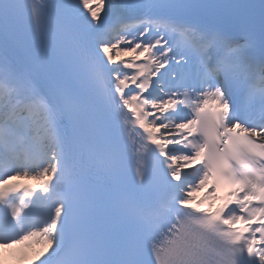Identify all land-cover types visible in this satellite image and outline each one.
<instances>
[{"label":"snow or ice","instance_id":"snow-or-ice-1","mask_svg":"<svg viewBox=\"0 0 264 264\" xmlns=\"http://www.w3.org/2000/svg\"><path fill=\"white\" fill-rule=\"evenodd\" d=\"M0 264H264V0H0Z\"/></svg>","mask_w":264,"mask_h":264},{"label":"bare ground","instance_id":"bare-ground-1","mask_svg":"<svg viewBox=\"0 0 264 264\" xmlns=\"http://www.w3.org/2000/svg\"><path fill=\"white\" fill-rule=\"evenodd\" d=\"M114 21H115V18H114ZM197 194H200V193H197Z\"/></svg>","mask_w":264,"mask_h":264}]
</instances>
